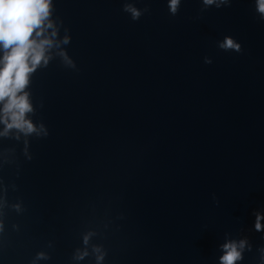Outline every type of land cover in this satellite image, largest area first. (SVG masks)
I'll list each match as a JSON object with an SVG mask.
<instances>
[{"label": "water", "instance_id": "water-1", "mask_svg": "<svg viewBox=\"0 0 264 264\" xmlns=\"http://www.w3.org/2000/svg\"><path fill=\"white\" fill-rule=\"evenodd\" d=\"M52 19L29 89L43 130L0 136V264H219L241 239L237 264H264L254 0H54Z\"/></svg>", "mask_w": 264, "mask_h": 264}, {"label": "clouds", "instance_id": "clouds-1", "mask_svg": "<svg viewBox=\"0 0 264 264\" xmlns=\"http://www.w3.org/2000/svg\"><path fill=\"white\" fill-rule=\"evenodd\" d=\"M207 5L221 7L231 0H203ZM181 0H169V9L175 14ZM255 10L264 18V0H254ZM133 18L139 13L126 6ZM54 0H0V136L13 129L25 135L38 129L30 118L34 111L30 85L33 75L46 67L52 59L51 50L57 47L58 30L52 19ZM69 36L61 41L67 44ZM221 47L239 51L241 45L226 37ZM71 63L66 53H61ZM46 134V132H45ZM257 231L264 230V213L256 214L254 225ZM247 241L229 240L222 244L219 264H237L243 261ZM99 259H102L100 257Z\"/></svg>", "mask_w": 264, "mask_h": 264}]
</instances>
